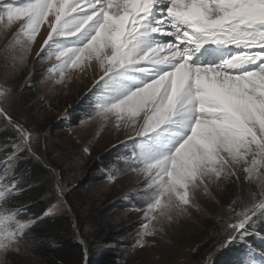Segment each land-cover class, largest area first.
<instances>
[{"label": "snow or ice", "instance_id": "6c2138e0", "mask_svg": "<svg viewBox=\"0 0 264 264\" xmlns=\"http://www.w3.org/2000/svg\"><path fill=\"white\" fill-rule=\"evenodd\" d=\"M42 28L36 62L48 64L53 90L93 76L77 126L111 122L125 136L113 147L126 167L105 178H144L137 245L176 247L178 222L194 211L213 219L204 198L219 208L212 252L264 264L248 243L258 224L264 232V0H0V121L12 133L0 144V264L33 245L42 218L17 203L21 194L51 180L56 201L42 215L67 204L68 185L35 151L40 134L10 111L17 91L34 85L31 73L19 88L7 77L27 67ZM32 161L46 176L24 178L21 163Z\"/></svg>", "mask_w": 264, "mask_h": 264}, {"label": "rangeland", "instance_id": "374dc122", "mask_svg": "<svg viewBox=\"0 0 264 264\" xmlns=\"http://www.w3.org/2000/svg\"><path fill=\"white\" fill-rule=\"evenodd\" d=\"M17 27L14 25L13 30ZM42 36L43 28L27 60V67L18 75L7 77L9 87L19 88L31 73L34 85L17 91L10 111L27 127L40 134L35 151L43 154L44 160L56 168L64 184L68 185L64 197L67 204H61V211L56 216L67 215L70 218V233L52 232L50 228L39 229V232L31 230L33 245L26 246L19 254L9 255L6 264H93L103 252L110 254V264H206L207 260H212L214 264H225L219 258L220 253L212 252L219 231L214 216L219 208L204 198H201V203L213 213V219L209 220L194 211L190 219L178 222L170 237L176 247L163 241H158L156 247L141 248L137 245L144 222V212L137 210L142 204L137 189L144 178L134 172L120 174L115 181L105 178L107 173L126 167L125 161L118 158L124 154L123 149L113 147L124 140L125 136L122 131L117 132L111 122L103 127L99 120L77 126L78 118L86 115L84 108L87 107L88 88L91 87L93 76H74L67 87L57 86L53 90V81L44 79V69L48 64L36 62ZM2 43L0 41V46ZM2 131L12 135L11 130L0 121ZM85 148H89L90 152L86 154ZM0 157H3V152H0ZM32 163L40 165L36 161ZM24 172L25 179H34L28 176V171ZM41 176H46V173ZM34 188L41 192V200L45 205L56 201L51 180ZM26 192L21 194L17 203L29 207L31 204L27 200L30 195H25ZM36 212L32 208L29 215L36 216ZM53 234L55 237H51ZM67 236L81 246V251L67 247ZM152 239L145 237L148 242ZM81 240L85 243L81 244ZM42 243L46 244L47 249L57 250L62 247L63 255L57 254V251L46 253L44 249H38ZM197 245L199 249L193 253L191 249ZM250 246L256 253L264 252V249ZM251 258L258 259V256Z\"/></svg>", "mask_w": 264, "mask_h": 264}, {"label": "trees", "instance_id": "16d2710c", "mask_svg": "<svg viewBox=\"0 0 264 264\" xmlns=\"http://www.w3.org/2000/svg\"><path fill=\"white\" fill-rule=\"evenodd\" d=\"M11 136L10 132H5L2 131L0 132V144H3L6 142L8 137ZM21 168L23 171H28L30 177H36V176H41L43 173H46V171L41 167V165H36L35 163H21ZM25 195H30L29 200H27V203H30L29 208H35L37 210V215L41 216L42 218L39 219L34 228L32 229L33 232H39V229H46L50 228L52 232H64V233H70V226H71V221L70 218L66 216H42L43 211L46 209L48 205H45L46 203L41 200V192L38 190V188H32L28 189ZM34 203V204H33ZM260 225L258 224L257 226V232L262 233L264 235V232H260ZM69 231V232H68ZM32 232V233H33ZM57 234V233H55ZM55 234L51 235V237H55ZM68 242H67V247L75 249L77 251H81V246H79L78 243L72 240L70 236H67ZM250 243L254 246L263 248L264 247V241L261 238L260 235H253L250 238ZM63 244H61L62 246ZM46 244L42 243L41 245L38 246V249H44L46 253H56L57 254H62L63 255V248H59L57 250L55 249H47ZM241 247L240 245H236V248ZM68 249V248H67ZM236 255L235 252H224L220 253L219 258L223 259L221 260L225 264H227V261L231 260L234 256ZM112 259V258H111ZM110 259V254L108 252H103L99 258L93 263V264H110L111 263Z\"/></svg>", "mask_w": 264, "mask_h": 264}, {"label": "bare ground", "instance_id": "6f19581e", "mask_svg": "<svg viewBox=\"0 0 264 264\" xmlns=\"http://www.w3.org/2000/svg\"><path fill=\"white\" fill-rule=\"evenodd\" d=\"M51 83V82H50Z\"/></svg>", "mask_w": 264, "mask_h": 264}]
</instances>
